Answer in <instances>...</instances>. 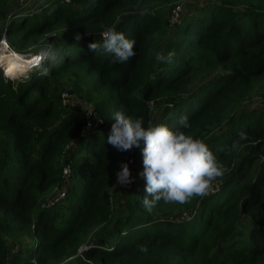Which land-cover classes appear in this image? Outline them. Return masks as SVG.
I'll return each instance as SVG.
<instances>
[{"label":"trees","instance_id":"16d2710c","mask_svg":"<svg viewBox=\"0 0 264 264\" xmlns=\"http://www.w3.org/2000/svg\"><path fill=\"white\" fill-rule=\"evenodd\" d=\"M177 1L50 0L29 8L0 0V39L10 49L21 53L55 32L58 53L48 76L33 72L17 86L0 64V264H264V110L242 109L264 98V0H202L170 25ZM108 27L135 41L128 62L89 50ZM160 51L174 52L172 63H158ZM62 83L105 126L87 128L80 106H62ZM154 110L162 114L151 123ZM117 111L143 118L145 128L164 124L202 140L225 169L213 193L161 201L149 213L145 179L121 192L116 173L132 163L139 175L145 145L120 152L108 144ZM234 143L242 147L231 150ZM79 150V190L43 208ZM146 242L147 253L139 252Z\"/></svg>","mask_w":264,"mask_h":264},{"label":"clouds","instance_id":"9594fccd","mask_svg":"<svg viewBox=\"0 0 264 264\" xmlns=\"http://www.w3.org/2000/svg\"><path fill=\"white\" fill-rule=\"evenodd\" d=\"M141 16L149 14V9H141ZM101 42H92L88 45L90 51L98 54H111L113 64L126 63L135 56V41L127 39L122 32L115 27H108L101 33ZM76 40L81 39L79 34ZM175 53L160 51L155 59L158 63H172ZM58 53L55 47L49 43L38 48L27 66L5 71L7 80L18 83H26L31 79L33 72L40 76H48L51 67L56 66ZM2 59V57H0ZM110 132L107 142L117 151H131L140 146L143 140L144 148L143 171L139 173L146 181V196L142 205L149 213L156 205L163 201L165 204H185L194 197L204 198L213 193V181L224 175L223 164L208 149L207 145L199 139L186 135L184 131H172L164 124L143 126V118L135 120L126 117L122 112L113 113ZM183 129L190 127L186 117L179 121ZM246 139L241 134V140ZM242 145L234 143L231 150H238ZM117 183L129 186L131 177L128 163H122L120 171L116 173ZM136 249L141 253H147V242L138 244Z\"/></svg>","mask_w":264,"mask_h":264},{"label":"rangeland","instance_id":"374dc122","mask_svg":"<svg viewBox=\"0 0 264 264\" xmlns=\"http://www.w3.org/2000/svg\"><path fill=\"white\" fill-rule=\"evenodd\" d=\"M50 0H32V3L30 4L29 8H35V7H39L38 5H43L46 2H49ZM202 2V0H179L176 2V5H179L182 15H184L190 8L192 9L195 6H199L200 3ZM172 12V9L169 11L168 17H170V14ZM168 13V12H167ZM56 35L55 32H51L48 33L47 35H45V37L36 44L31 46L29 49H27L26 51H23L21 53H16V54H11V56L9 55L10 59L12 60V65H20L21 67L23 66H27L28 65V59H30L34 52L36 50H38L39 47L46 45L47 43H51L53 41L54 36ZM23 55V57L25 59H22L21 56L19 55ZM2 56V60L7 63L8 61V55H4L3 53L1 54ZM21 61V63L18 64V62ZM2 66V63H0ZM9 65V63H8ZM12 65H9V69L14 70V67ZM202 79V78H201ZM201 79H197L195 80L194 84L190 87V90L197 86L200 82ZM19 84V83H18ZM69 88L65 83H62L59 87V92L61 93L62 91H68ZM69 92V91H68ZM70 102L74 105H78L81 107L82 110H88V109H92L91 105L85 101H82L80 99H78L77 96L71 94L70 95ZM252 108H258V109H263L264 110V98L260 97L259 95L254 96L249 102H247L246 104H244L243 106V110H250ZM152 120L151 123H154L156 121L159 120L160 116H161V111L160 110H154L152 112ZM72 148V146L70 147V149ZM85 154V150H79L74 154L73 157V174H72V179L71 182L69 184V189H74L75 193L79 190V185H80V175H79V161H80V157H82ZM129 169H130V173H131V177L133 179V183H131L129 186H122L121 185V192L124 191H128L130 190L133 185H135L138 180H139V175L137 173V168H135V166L132 163L128 164ZM68 189V190H69ZM51 199H55V193L54 191H50V193L47 195L46 197V201H49ZM115 209L116 211L120 212L122 210V207L117 204L115 205ZM106 234V230H100L97 232H94L91 236H90V240L96 239L98 238L100 235H105ZM22 241L25 243V240L22 239ZM24 243H22L20 245V247H22L24 245ZM79 256V253L78 255ZM70 260V259H69ZM65 264H79L78 262L75 263L73 261L67 262Z\"/></svg>","mask_w":264,"mask_h":264},{"label":"built area","instance_id":"2783aa9c","mask_svg":"<svg viewBox=\"0 0 264 264\" xmlns=\"http://www.w3.org/2000/svg\"><path fill=\"white\" fill-rule=\"evenodd\" d=\"M20 3H23L26 6H29L32 3V0H20ZM180 12L181 9L179 7V5H175L172 8V12L170 14L169 17V23L170 25H174L176 23H179V16H180ZM5 53L4 55H11V54H16L19 52L13 51L12 49H10V47L8 46V42L6 41V39L4 37H2L0 39V57L2 56L1 53ZM22 57V59H25L23 57V55H19ZM33 58V56L28 59L30 62L31 59ZM0 63H2L1 68L3 69L4 73L7 67L3 68V62L0 61ZM70 94L68 91H62L60 93V101H61V105L66 107L70 104ZM83 111V118L85 120L86 123V127L87 128H91V127H96V126H102L104 124V122L97 117L96 113L94 112L93 109H88V110H82ZM72 174H73V168L71 167L70 164H64L61 168V172H60V184L59 186L55 187L53 189L54 193H55V199H51L49 201H46L42 207L43 208H51L57 204L63 203L66 195H67V191L69 189V184L71 182L72 179ZM133 183V182H132ZM84 249V247H81L78 251V253L81 255V251Z\"/></svg>","mask_w":264,"mask_h":264},{"label":"bare ground","instance_id":"6f19581e","mask_svg":"<svg viewBox=\"0 0 264 264\" xmlns=\"http://www.w3.org/2000/svg\"><path fill=\"white\" fill-rule=\"evenodd\" d=\"M2 53H3V52H2ZM2 53H1V54H2ZM3 54H5V53H3ZM7 55H8V54H7ZM10 56H11V55H10ZM5 64H6V67H7L6 70H9V65H8V63H5ZM4 67H5V65H4ZM6 70H5V71H6Z\"/></svg>","mask_w":264,"mask_h":264}]
</instances>
